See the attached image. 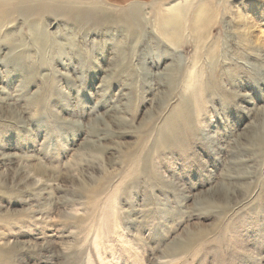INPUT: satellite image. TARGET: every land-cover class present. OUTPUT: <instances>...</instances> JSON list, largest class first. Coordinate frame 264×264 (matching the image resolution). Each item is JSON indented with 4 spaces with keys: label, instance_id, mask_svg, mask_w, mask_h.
Segmentation results:
<instances>
[{
    "label": "rangeland",
    "instance_id": "374dc122",
    "mask_svg": "<svg viewBox=\"0 0 264 264\" xmlns=\"http://www.w3.org/2000/svg\"><path fill=\"white\" fill-rule=\"evenodd\" d=\"M0 264H264V0H0Z\"/></svg>",
    "mask_w": 264,
    "mask_h": 264
}]
</instances>
